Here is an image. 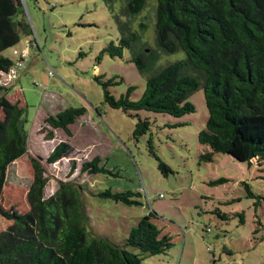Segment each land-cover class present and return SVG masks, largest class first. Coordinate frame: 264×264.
<instances>
[{
	"label": "rangeland",
	"instance_id": "obj_1",
	"mask_svg": "<svg viewBox=\"0 0 264 264\" xmlns=\"http://www.w3.org/2000/svg\"><path fill=\"white\" fill-rule=\"evenodd\" d=\"M20 3L32 34L21 35L16 47L2 53L15 66L24 65L17 76H2L0 86L9 92L0 93V125L6 127L15 105L23 109L27 154L8 167L1 207L28 212L33 181L29 158L40 157L48 180L46 197L54 193L58 181L82 187L86 226L93 235L123 245L139 219L156 215L153 224L173 246L164 255L147 256L142 264H264V166L255 160L251 165L239 163L224 154H214L210 163L200 161L209 150L197 138L208 119L202 89L187 99L195 112L179 119L142 111L136 116L104 103L95 78L115 83L107 88L115 99L133 87L129 99L137 102L147 77L186 59L182 51L166 54L157 47L156 0H148L134 21L136 28L146 25L139 44L147 60L144 74L129 62L130 51H124L122 59L103 52L111 42L117 44L119 31L102 0ZM70 107L86 110L69 127L72 136L55 130L54 139L45 140L49 129L44 119ZM138 118L148 119L150 128L135 140ZM175 124L184 125L172 128ZM3 139L0 133V142ZM60 143L69 144L72 151L47 165L46 157ZM96 156L113 176L80 174L81 164ZM155 156L170 169L167 177ZM105 190L137 193L132 200L138 205L97 197ZM10 225L0 216V232Z\"/></svg>",
	"mask_w": 264,
	"mask_h": 264
},
{
	"label": "trees",
	"instance_id": "obj_2",
	"mask_svg": "<svg viewBox=\"0 0 264 264\" xmlns=\"http://www.w3.org/2000/svg\"><path fill=\"white\" fill-rule=\"evenodd\" d=\"M102 1L119 31L117 44L111 42L103 52L122 59L123 52L130 51L129 62L144 74L147 60L139 44L146 25L139 23L136 28L134 21L148 0ZM155 19L157 47L166 54L182 51L186 59L147 77L145 92L137 102L129 99L133 87L115 99L107 90L115 83L95 78L103 89L104 103L136 116L142 111L179 119L195 112L187 99L201 88L208 119L197 138L209 150L200 161L210 163L214 154H224L239 163L251 165L255 160L258 166H264V0H156ZM31 34L20 0H0V81L14 66L2 53L16 47L21 35ZM7 92L9 89L0 86V93ZM85 113L84 108L70 107L47 116L44 124L49 131L45 140L52 141L55 130L70 138L69 127ZM22 116L23 109L15 105L6 127L0 125L4 135L0 142V216L11 221L0 232V264H142L147 256L164 255L173 246L171 238L162 236L153 224V213L139 219L123 245L90 233L82 187L58 181L54 193L46 197L48 180L40 157L29 158L33 181L27 195L28 212L20 214L14 207H1L8 167L27 154ZM149 128L148 119L138 118L134 139L145 135ZM71 151L69 144L60 143L45 163L53 165ZM155 158L167 177L170 169ZM101 163L98 156L83 162L80 174L111 176L112 172ZM74 168L73 163L70 170ZM246 189L251 195L247 185ZM97 197L132 206L138 205L132 199L139 194L105 190Z\"/></svg>",
	"mask_w": 264,
	"mask_h": 264
},
{
	"label": "built area",
	"instance_id": "obj_3",
	"mask_svg": "<svg viewBox=\"0 0 264 264\" xmlns=\"http://www.w3.org/2000/svg\"><path fill=\"white\" fill-rule=\"evenodd\" d=\"M24 59H25V56H24V55H21V56H20V60H21V61H24ZM23 65H24V62H20V63H18L16 66L14 65V66L11 68L9 74L6 75V76H13V77L17 76V74H18V68H22Z\"/></svg>",
	"mask_w": 264,
	"mask_h": 264
}]
</instances>
